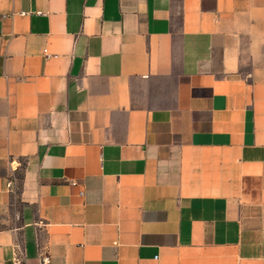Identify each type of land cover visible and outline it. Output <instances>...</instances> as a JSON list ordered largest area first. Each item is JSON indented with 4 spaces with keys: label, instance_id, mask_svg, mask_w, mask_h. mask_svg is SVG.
<instances>
[{
    "label": "crops",
    "instance_id": "0c3cea01",
    "mask_svg": "<svg viewBox=\"0 0 264 264\" xmlns=\"http://www.w3.org/2000/svg\"><path fill=\"white\" fill-rule=\"evenodd\" d=\"M264 264V0H0V264Z\"/></svg>",
    "mask_w": 264,
    "mask_h": 264
},
{
    "label": "built area",
    "instance_id": "2783aa9c",
    "mask_svg": "<svg viewBox=\"0 0 264 264\" xmlns=\"http://www.w3.org/2000/svg\"><path fill=\"white\" fill-rule=\"evenodd\" d=\"M15 262H16V264H22V259L20 257H17L15 259ZM42 262H43V264H52L51 258L48 254H46L42 257Z\"/></svg>",
    "mask_w": 264,
    "mask_h": 264
}]
</instances>
